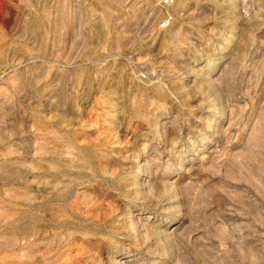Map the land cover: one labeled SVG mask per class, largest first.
Segmentation results:
<instances>
[{"label": "rangeland", "instance_id": "obj_1", "mask_svg": "<svg viewBox=\"0 0 264 264\" xmlns=\"http://www.w3.org/2000/svg\"><path fill=\"white\" fill-rule=\"evenodd\" d=\"M0 264H264V0H0Z\"/></svg>", "mask_w": 264, "mask_h": 264}, {"label": "built area", "instance_id": "obj_2", "mask_svg": "<svg viewBox=\"0 0 264 264\" xmlns=\"http://www.w3.org/2000/svg\"><path fill=\"white\" fill-rule=\"evenodd\" d=\"M166 2H169V0H165ZM169 24H170V20H169V18H166V19H164L163 21H162V23L160 24V27H162V28H166V27H168L169 26Z\"/></svg>", "mask_w": 264, "mask_h": 264}]
</instances>
